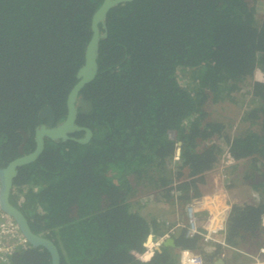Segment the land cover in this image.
<instances>
[{
  "label": "trees",
  "instance_id": "obj_1",
  "mask_svg": "<svg viewBox=\"0 0 264 264\" xmlns=\"http://www.w3.org/2000/svg\"><path fill=\"white\" fill-rule=\"evenodd\" d=\"M102 1L0 0V164L19 154L20 129L34 147L45 105L66 118ZM107 27L98 73L79 93L94 105L77 119L92 138H47L19 168L12 202L57 243L61 264H180L182 249L211 264L221 247L209 251L201 235L182 232L149 257L146 244L182 217L228 147L233 187L260 196L235 205L228 240L263 245L264 0H131L111 8ZM232 103L235 117L214 107ZM51 263L31 245L8 264Z\"/></svg>",
  "mask_w": 264,
  "mask_h": 264
},
{
  "label": "built area",
  "instance_id": "obj_2",
  "mask_svg": "<svg viewBox=\"0 0 264 264\" xmlns=\"http://www.w3.org/2000/svg\"><path fill=\"white\" fill-rule=\"evenodd\" d=\"M237 161L232 156L228 147L222 154L219 165L211 170L212 182L208 189L202 190L201 194L193 196L185 204V220L175 222L168 232L159 237H153L147 245L146 255H151L161 247L163 240L173 235L177 227L182 228L186 236L201 235L205 243L210 244V249L220 246L219 255L211 264H218L220 259L223 264H264V244L255 250L233 245L228 240L229 221L235 205H241L245 201L254 202L260 199L258 192L253 191L250 199H239L232 185V173ZM264 226V215L262 217ZM31 246L29 240L21 232L15 220L0 209V264H8L11 256L20 250ZM242 255L244 261L230 262L228 256ZM228 260V261H227ZM209 262L204 255L191 249H182L180 264H207Z\"/></svg>",
  "mask_w": 264,
  "mask_h": 264
},
{
  "label": "water",
  "instance_id": "obj_3",
  "mask_svg": "<svg viewBox=\"0 0 264 264\" xmlns=\"http://www.w3.org/2000/svg\"><path fill=\"white\" fill-rule=\"evenodd\" d=\"M126 1L131 0H103L101 5L93 13L91 21L92 35L85 49L84 63L78 69V80L73 85L67 96L68 111L66 118L59 123L53 124L54 115H52L50 118V126L42 124L37 128L36 147L33 151L12 159L5 166H0V209L15 220L21 232L29 240L32 246H44L49 250L52 256V264H61V254L59 247L53 239L36 233L32 229L25 212L12 202L11 193L14 186V180L19 172V167L35 161L42 154L46 146L47 138L51 140L62 139L63 141L71 138L79 140L82 143L88 142L92 138V129L87 126L80 125L77 122V119L79 111L89 112L92 110L94 105L91 99L82 98L79 93L87 83L91 82L96 77L98 73L100 41L108 34L107 16L109 11L117 4ZM101 28L104 30H101ZM47 109L50 112L52 111L51 107H47ZM81 130L86 131L85 137L76 138L71 136L72 132ZM179 151L180 150L178 148V152ZM181 233L182 228L177 227L173 235L163 240L162 244L175 245V238ZM152 238L153 236L150 235L146 245L151 242ZM160 248L161 247H159L158 250H160ZM151 255H146V257ZM223 263V259H220L218 262V264Z\"/></svg>",
  "mask_w": 264,
  "mask_h": 264
},
{
  "label": "flooded vegetation",
  "instance_id": "obj_4",
  "mask_svg": "<svg viewBox=\"0 0 264 264\" xmlns=\"http://www.w3.org/2000/svg\"><path fill=\"white\" fill-rule=\"evenodd\" d=\"M81 97L82 98H85V96H83V95H81ZM66 105H67V100H66ZM80 106V105H79ZM47 107H51L50 105H45L41 110H40V112H39V115H40V121L39 122H37V124L34 126V128H33V140H34V143H35V145H34V147H31L30 149H26V144H27V142L29 141V139L31 138V135H32V133H30L28 130H26V129H20V132H21V134H22V142L19 144V146H18V155L17 156H15L14 158H16V157H18V156H20V155H22V154H26V153H28V152H31V151H33L34 149H35V147H36V130H37V128L38 127H40L42 124H46V125H51L50 124V118H51V116L52 115H54V122H53V124H56L57 123V120H56V115L54 114V110H53V108H52V111L50 112L48 109H47ZM67 111H68V108H67ZM87 127H89V126H87ZM76 133H79L78 135H76ZM71 134V133H70ZM71 136H74V137H76V138H83V137H85L86 136V131L84 130H81V131H75V132H72V134H71ZM68 140H73V141H76V142H79V143H82L81 141H79V140H76V139H71V138H69ZM63 141V140H62ZM64 141H66V140H64ZM89 142V141H88ZM85 143H87V142H85ZM14 158H12V159H14ZM11 159V160H12ZM11 160H9V161H11ZM8 164V163H7ZM6 164V165H7ZM0 166H5L4 164H0ZM23 166V165H22ZM20 168V167H19ZM19 173V172H18ZM18 175V174H17ZM17 177V176H16ZM26 214V213H25ZM28 217V216H27ZM29 219V218H28ZM29 222H30V220H29ZM31 224V223H30ZM35 247V246H34ZM51 254V253H50ZM52 257V256H51ZM52 264V263H51Z\"/></svg>",
  "mask_w": 264,
  "mask_h": 264
},
{
  "label": "rangeland",
  "instance_id": "obj_5",
  "mask_svg": "<svg viewBox=\"0 0 264 264\" xmlns=\"http://www.w3.org/2000/svg\"><path fill=\"white\" fill-rule=\"evenodd\" d=\"M263 76H264L263 74H260V73L257 74V78H259V79L263 78ZM245 89L246 88H244V90ZM214 107L218 110V112H221V113H223V114H225L227 116H231V117H235L236 112H239L238 104H234V103L229 104L228 107H227V104H226L225 107H227V108H225V109H223L220 105H215ZM171 135H173V133H171ZM238 168H239V166L237 167V169ZM234 169H235V167H234ZM235 194H236V196L239 199L245 200L246 198L250 199L252 192L249 193L248 190H244L243 188L238 187V188L235 189Z\"/></svg>",
  "mask_w": 264,
  "mask_h": 264
},
{
  "label": "crops",
  "instance_id": "obj_6",
  "mask_svg": "<svg viewBox=\"0 0 264 264\" xmlns=\"http://www.w3.org/2000/svg\"><path fill=\"white\" fill-rule=\"evenodd\" d=\"M206 177H207V183L202 187V190L208 189L209 184L212 182V178L210 176V173H208ZM180 215L182 217L178 218V220H185L186 219L185 218V205L183 207H181ZM227 258H228V260H233L234 258H237V259H239V261H244L246 259V257H244L242 255L234 256L233 254H230Z\"/></svg>",
  "mask_w": 264,
  "mask_h": 264
}]
</instances>
